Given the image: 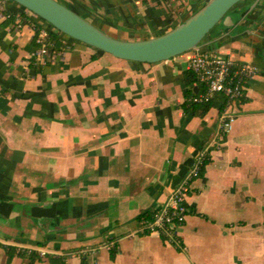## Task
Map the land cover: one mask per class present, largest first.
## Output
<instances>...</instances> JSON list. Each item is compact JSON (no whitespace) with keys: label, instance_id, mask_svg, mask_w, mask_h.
Returning a JSON list of instances; mask_svg holds the SVG:
<instances>
[{"label":"crops","instance_id":"crops-1","mask_svg":"<svg viewBox=\"0 0 264 264\" xmlns=\"http://www.w3.org/2000/svg\"><path fill=\"white\" fill-rule=\"evenodd\" d=\"M59 1L133 40L170 30L207 0ZM254 2L202 46L257 66L223 133L219 99L205 111L183 105L186 87L200 90L187 82L193 50L136 61L62 35V48L40 59L44 21L0 0V241L24 250L0 246V264H56L55 255L65 264H264V0L245 14ZM203 149L209 161L191 182L179 242L140 231V214L168 200Z\"/></svg>","mask_w":264,"mask_h":264},{"label":"water","instance_id":"water-1","mask_svg":"<svg viewBox=\"0 0 264 264\" xmlns=\"http://www.w3.org/2000/svg\"><path fill=\"white\" fill-rule=\"evenodd\" d=\"M41 16L63 33L103 51L136 61H159L186 51L202 48L204 39L220 21L234 24L229 10L241 0H207L185 20L170 30L144 39L113 36L59 0H15ZM254 3L247 9V14Z\"/></svg>","mask_w":264,"mask_h":264},{"label":"built area","instance_id":"built-area-1","mask_svg":"<svg viewBox=\"0 0 264 264\" xmlns=\"http://www.w3.org/2000/svg\"><path fill=\"white\" fill-rule=\"evenodd\" d=\"M52 29L53 27L44 21L36 32L37 53L40 59L43 55L51 52L49 37ZM188 67L197 75L196 83L200 89L194 93V101L208 102L217 94L228 97V104L220 115V131L223 133L229 131L236 114L228 110V105L243 95L248 79L257 72V66L238 61L215 50L200 48L191 55ZM207 157L208 153L205 149L196 155L184 179L171 192L168 200L162 206L152 210L151 218H141L140 231L159 232L173 237V240L179 242L176 239V232L177 227L186 221L189 213L186 198L191 191V182L201 174ZM33 249L29 247L27 252L30 254ZM38 251L41 256L48 253L44 248H39Z\"/></svg>","mask_w":264,"mask_h":264},{"label":"trees","instance_id":"trees-1","mask_svg":"<svg viewBox=\"0 0 264 264\" xmlns=\"http://www.w3.org/2000/svg\"><path fill=\"white\" fill-rule=\"evenodd\" d=\"M246 0H241L240 2H238L236 5H234L230 10L229 13H231L233 11L234 8H236L240 3L244 2ZM22 6V5H21ZM24 7V6H22ZM249 7L248 5L242 6L239 10V15H241L243 12H245V10ZM238 15V16H239ZM38 17L40 19H42L45 22H48L47 20H45L44 18H42L41 16L38 15ZM237 16H235L236 18ZM52 27L53 30L50 32V37H49V49L51 51H58L62 48V46L64 45V42L62 40V35L68 36L67 34L63 33L62 31H60L59 29H57L53 24H51L50 22H48ZM217 25L220 26H224L223 22L220 21L218 24H216L211 30H213ZM39 25H36L37 31L39 29ZM71 37V36H69ZM73 38V37H71ZM75 39V38H74ZM187 82L191 83L192 81H196L197 75L195 74L194 71L191 70V68H188L187 70ZM185 95L187 97V99L184 101L183 105L185 106L186 110H188L189 108H193V109H198V108H202L203 111L207 110L213 103V100L219 99L220 100V111H223L224 108L227 106L228 104V97L226 95L223 94H217L212 100L208 101V102H197L193 100V95L191 90L189 88L186 87L185 89ZM209 161V156L206 159L205 165L202 167V171H204L206 164ZM152 210H147L144 211L143 213L140 214V218L142 217H147V218H151L152 216ZM0 246H5L7 248V251L10 255H12L13 251H18V253H22L24 250L22 248H18L15 245H11V244H5L4 242L0 241ZM110 253H111V257L113 258L115 256L116 253V246L112 245L110 247ZM30 255L32 257H35L38 255V252L33 249L32 252L30 253ZM59 256L55 255L54 257H51V259H53L56 264H65L64 260H59L58 259ZM82 264H86L85 259H82Z\"/></svg>","mask_w":264,"mask_h":264}]
</instances>
